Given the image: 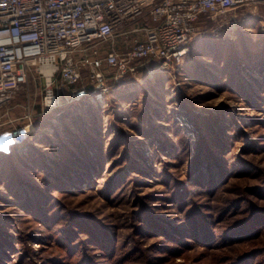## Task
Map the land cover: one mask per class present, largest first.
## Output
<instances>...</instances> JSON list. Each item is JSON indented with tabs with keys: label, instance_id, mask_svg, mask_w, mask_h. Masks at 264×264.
Returning <instances> with one entry per match:
<instances>
[{
	"label": "rangeland",
	"instance_id": "374dc122",
	"mask_svg": "<svg viewBox=\"0 0 264 264\" xmlns=\"http://www.w3.org/2000/svg\"><path fill=\"white\" fill-rule=\"evenodd\" d=\"M205 19V22L197 21L187 52L178 62L158 67L157 61H137V70L125 74L105 66L109 90L102 102L95 103L88 96L84 102L74 99L72 90L75 85H66L58 76L55 80L57 106L63 110L55 113L52 111L54 107L48 108L43 103L45 79L32 76L14 101L1 111L0 234L13 236V241L16 240L14 236L21 237L32 246L34 252L24 258V264L45 263L42 260L44 248L41 247L47 245L45 234L50 231L34 210L36 201H39L34 197L54 201L56 207L66 203L75 212L88 211L97 215L99 219L114 223L120 238L129 239L132 243L137 236L136 224L141 221L136 210L145 204L158 220L175 219L180 222L182 214H179L177 203L171 196V187L164 180L166 175H173L176 179L187 178L191 156L186 154L187 148L177 149L180 127L195 140V123L204 127L201 117L217 116L221 119L224 137L232 134L231 137H223L229 139V148L239 152L264 134V3L240 6L225 15ZM121 38L118 35L113 45L126 49ZM110 45V42L102 43V50ZM87 71L83 68V75ZM86 83L95 87L91 78H84L76 85ZM51 111L50 117H46L49 122L37 127L36 119L42 123ZM77 121L87 122L89 139L99 137V147L103 143L100 150L104 156L100 159L102 164L95 168L88 182L66 190L57 189L58 186L50 185L43 171H39L41 167L35 168L31 151L47 152L54 157L52 142H57L58 135L67 133L69 128L72 132H81ZM93 123L96 127L92 126ZM23 125L29 128L25 142H11L10 131ZM237 128L241 131L233 135ZM42 136L47 139H41ZM119 138L122 143H118ZM88 153L89 160L97 151L90 148ZM183 153L184 159L181 160L180 154L182 156ZM245 155L250 156L251 153ZM252 156L264 163V149ZM132 169L133 174L123 179L125 182L118 185L116 192L107 195L102 191L117 171ZM190 187L195 189L192 185ZM35 189L38 190L33 193ZM41 190L48 192L45 198ZM148 193L151 195L148 202L143 199V203L136 201L137 197ZM140 238L149 244L157 236L140 235ZM204 249V245L195 246L189 251L188 261L207 264L221 256L216 257L210 248L202 252ZM6 253L5 259L9 263L21 259L17 249H8ZM162 253L151 251L150 255L156 257ZM220 259L223 264L224 257ZM184 260L183 256L178 257L177 263ZM259 260L261 255L254 260L255 264Z\"/></svg>",
	"mask_w": 264,
	"mask_h": 264
},
{
	"label": "trees",
	"instance_id": "16d2710c",
	"mask_svg": "<svg viewBox=\"0 0 264 264\" xmlns=\"http://www.w3.org/2000/svg\"><path fill=\"white\" fill-rule=\"evenodd\" d=\"M205 17L208 16L202 15L199 21L205 22ZM87 87L88 91L93 90L90 85ZM87 98L82 97L78 101L84 102ZM60 109L62 107L57 106L52 111L57 113ZM52 111L46 114L42 123L36 119L37 127L45 126L49 122L46 117L49 118ZM201 118L204 127L195 123V140L181 131V127L177 133V149L181 151L187 148L186 154L191 156L187 178L176 179L173 175L164 177L161 174L166 185L171 187V196L177 203L179 214H182L180 222L175 219L165 222L158 220L151 208L145 204L151 198L150 193L139 196L136 201L143 203V199L146 202L144 207L136 210L141 221L136 224V239L129 243V239L125 241L120 238L114 223L99 219L88 211L75 212L64 202L56 207V202L42 201L36 194L34 198L39 201H36L34 210L50 230L45 234L47 245L41 247L44 248V264H184L191 255L189 251L199 244L205 246L202 252H207L210 248V252L216 257L221 254L220 257H224L223 264H255L254 260L258 255H261L258 264H263L264 163L255 160L252 154L264 149V134H260L250 145H245L240 152L232 151L229 148V139H224L232 134L224 137L221 119L207 115ZM86 123L77 121L81 132H72L69 128L67 133L58 135L57 142H52L51 146L55 152L54 157L47 152L31 151L35 168L41 167L39 171L42 170L49 180L48 183L56 184L57 189L66 190L73 185L80 186L84 181L88 182L95 168L102 164L100 159L104 156L100 150L103 143L99 147V137L88 138ZM92 126L96 127V123ZM239 131L241 129L237 128L233 135ZM81 134H84L82 138L85 140L80 137ZM121 140L119 138L118 143H122ZM90 148L96 149L97 153L89 161L87 157ZM248 153L251 155H245ZM184 155L180 154L181 160ZM132 165L133 162L130 166ZM132 172L134 169L117 171L102 191L107 195L116 192L118 185L125 182L123 179L133 174ZM35 190L33 193L38 189ZM47 193L41 190L44 198ZM30 195L29 193V199L32 200ZM140 235H155L157 239L145 244ZM14 237L16 240L13 241V236L0 234V264H24V258L34 252L24 239ZM8 249L19 250L21 259L9 263L5 259ZM151 251L163 253L154 257L150 255ZM181 256L184 257V262L177 263V258ZM220 257H217L218 260H209L207 264H222ZM187 264L191 263L188 261Z\"/></svg>",
	"mask_w": 264,
	"mask_h": 264
},
{
	"label": "built area",
	"instance_id": "2783aa9c",
	"mask_svg": "<svg viewBox=\"0 0 264 264\" xmlns=\"http://www.w3.org/2000/svg\"><path fill=\"white\" fill-rule=\"evenodd\" d=\"M264 0H0V117L28 85L45 79L43 103L58 105L55 80L75 85L72 97L101 99L109 90L104 67L119 74L135 72L137 61L165 67L180 61L202 15L216 18L240 6ZM130 38L126 49L116 37ZM111 45L102 50V43ZM148 61V62H147ZM50 67V74L45 67ZM83 68L87 74L83 75ZM84 78L95 87L88 91ZM28 125L9 138L24 143Z\"/></svg>",
	"mask_w": 264,
	"mask_h": 264
},
{
	"label": "crops",
	"instance_id": "0c3cea01",
	"mask_svg": "<svg viewBox=\"0 0 264 264\" xmlns=\"http://www.w3.org/2000/svg\"><path fill=\"white\" fill-rule=\"evenodd\" d=\"M122 38H121V40H122V42H124V46H125V44H126V46H127V44L130 42V38H128V37H123V36H121ZM120 40V41H121ZM116 47H118V48H120V46L118 45V44H116Z\"/></svg>",
	"mask_w": 264,
	"mask_h": 264
},
{
	"label": "bare ground",
	"instance_id": "6f19581e",
	"mask_svg": "<svg viewBox=\"0 0 264 264\" xmlns=\"http://www.w3.org/2000/svg\"><path fill=\"white\" fill-rule=\"evenodd\" d=\"M45 70L48 72V74H50V67H45ZM103 99H104V97L103 98H101V99H99V100H97V99H94L95 101V103H99V102H102L103 101Z\"/></svg>",
	"mask_w": 264,
	"mask_h": 264
}]
</instances>
